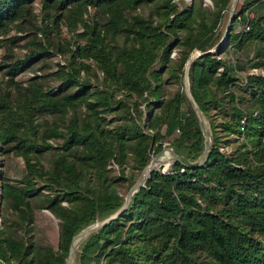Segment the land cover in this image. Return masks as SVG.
<instances>
[{"label": "trees", "instance_id": "trees-1", "mask_svg": "<svg viewBox=\"0 0 264 264\" xmlns=\"http://www.w3.org/2000/svg\"><path fill=\"white\" fill-rule=\"evenodd\" d=\"M34 1L0 0V49L31 31ZM38 1L37 30L81 26L84 44L69 48L68 67L51 73L57 86L45 75L16 78L49 55L34 36L28 55L4 63L0 152L20 155L24 172L17 181L0 177L1 200L16 217L0 226V264H64L72 236L120 208V187L133 184L164 140L179 159L169 171L153 170L128 207L78 244L75 264H264V0H242L227 43L191 59L194 105L182 89L186 61L218 42L231 0L207 8L195 0L181 7L174 0ZM143 5L149 13L136 10ZM90 7L105 21L92 20ZM245 50L263 73L240 75L233 52ZM91 63L100 77L89 73ZM162 68L178 83L166 97ZM44 113L59 118L39 121ZM200 115L209 125L207 150ZM47 152L49 167L40 160ZM34 208L58 218L56 247L14 230L28 233Z\"/></svg>", "mask_w": 264, "mask_h": 264}, {"label": "rangeland", "instance_id": "rangeland-1", "mask_svg": "<svg viewBox=\"0 0 264 264\" xmlns=\"http://www.w3.org/2000/svg\"><path fill=\"white\" fill-rule=\"evenodd\" d=\"M174 1H176L178 6L181 7L185 5H191L194 0H174ZM195 1H201L202 5L205 6L206 8L212 6L211 0H195ZM231 3H233V11L238 10L241 6L242 0L230 1L228 10L223 14L220 20V24L218 27L220 38L216 44L220 42L223 45H225L227 43V35L225 37H223V35L226 32V27L230 19V16H232L233 14V11L232 12L230 11ZM40 8H41V2L35 0L33 3V10L35 13L34 24H33L34 26L32 27L31 31L29 29H26L22 33L23 38L13 43L10 49L6 48V46L0 49V85L2 87L5 86L4 80L6 79V75L4 74V66H5L4 63L15 60L16 58H24L26 55H28L30 49L33 48V45L30 44V40L33 36L37 40L45 41L48 44L49 55L40 57L38 60L28 65L25 69H23L22 71H20V73L16 75V78L18 80H22L24 82H26V80L36 75L38 76L45 75L47 77V81L49 85L57 86V84H59V79L55 78L54 75H52L51 73L57 72L61 66L68 67V63L69 61H71V57H70L71 51H69V48H74L75 44L78 43L84 44V39L78 38L76 35L77 32H80L82 30L81 26H78L76 30L69 31L66 25L61 23L60 28L51 27L50 25L45 34H43L41 30H37V26H39L40 21L44 19V12L40 11ZM136 10L142 14L149 13V7L147 5L139 6L136 8ZM252 14H253V10L249 9V15ZM89 16L92 20L94 19L98 21L99 24L105 21V18L103 17L102 13L100 11H96L94 7L89 8ZM46 20L44 21L46 22ZM238 26L239 24L236 25L237 29L239 28ZM35 28L36 31L33 32ZM10 34H20V32H15L14 29H12L10 31ZM177 52H178V47H173L170 53L172 59H174L178 55ZM8 53H11V56H8L7 55ZM233 56L235 58H238V61H240L242 64L243 68L239 72L241 73L240 75L243 76L246 72H250L254 70L255 67H250L252 65V61H249V59L252 57L251 50L249 51L245 50L236 53L233 52ZM76 60H81V59L76 57ZM83 60L85 62H91V59H83ZM91 66H92V70H90L89 73L93 75V73L96 72L100 77L101 72L99 71V69L93 63H91ZM256 69L257 72L263 71L262 69H258L257 67ZM162 70L161 71L164 78L162 82L163 84L162 97H166L176 90L178 83L176 82V80H174L173 78L171 79V77H169L168 72L167 70H165V68L164 69L162 68ZM187 72H188V68H187ZM81 74L82 75L85 74L84 71H81ZM91 79L94 80V77H91ZM187 79H188V75H187ZM185 81L186 78H185V68H184L182 89L184 93L188 96L186 87L189 89V82L188 85L186 86ZM144 104L145 103L141 104L142 109H144ZM108 117H110V115H108ZM57 118H59V114L56 115V114L44 113L40 116L38 120L42 121L43 119H45L50 122ZM199 118L201 119L204 131L206 132L205 136L208 142L210 143V138L209 136H207V131L209 130L208 121L203 115H200ZM49 141L52 144H56V142H60L61 139L50 138ZM168 144H169L168 140H164L163 148L159 152L151 154L148 164L151 163L154 158H158L163 150L167 149L172 151V148ZM226 148L228 149L230 148V146L229 147L227 146ZM50 158H51L50 152H47L42 156H40L41 162L44 163L46 167L50 166ZM169 165H170V157L168 156V154H166L163 157L161 163L156 164V169H160L162 172L169 171L171 168ZM114 167L116 166L114 165ZM142 170L139 172L133 184L128 189H125V187H120V191L124 195V199L128 194L130 188L139 180ZM125 171L126 174H128L131 171L129 166L126 167ZM23 172H24V160L20 155H17L13 152H6V151L0 152L1 178L6 177L8 179L17 181L22 177ZM116 172L117 170L113 171L112 174H116ZM135 172L136 171H133V173ZM63 203L66 204L65 202ZM33 216H34V222L32 223L31 228L26 235H23V230H21L20 228L17 229L14 228V230L21 236H27V235L30 236L36 243L50 244L53 247H56L58 243V234H59L58 218L47 208H34ZM15 218H16L15 213H13L9 208L5 207L4 203L1 200V193H0V226L4 223L10 224L13 220H15Z\"/></svg>", "mask_w": 264, "mask_h": 264}, {"label": "water", "instance_id": "water-1", "mask_svg": "<svg viewBox=\"0 0 264 264\" xmlns=\"http://www.w3.org/2000/svg\"><path fill=\"white\" fill-rule=\"evenodd\" d=\"M230 11L231 12L233 11V3H231ZM231 22H232V16H230V19H229L228 24H227V27H226V32L224 33L223 37L226 36L227 31L229 29V26H230V23ZM218 44L214 45L212 48H210L207 51L201 52L199 50H195V52L193 54H191V56L186 61V66H185V78H186L185 84H186V86L188 85L187 68L189 66V62L191 61V59L195 58L198 55H201L202 53H207V52L214 51V49L217 47ZM186 91L188 93V97L190 98V100L192 101V103L194 105V102H193V100L191 98V95H190V91H189V89L187 87H186ZM200 125H201V129H202L203 135L205 137V140L207 142V146H206V150H207L208 149V146H209V142H208V140H207V138L205 136L206 135V132L204 131V128H203L201 119H200ZM165 153L168 154V156L170 157V165H169L170 167H172L173 161L179 159L178 158V155L173 150L170 151V150H167L166 149V150H163L161 152V154H160V156L158 158H154L151 163H149L147 166H144L139 180L130 188V190H129L128 194L126 195V197H125L122 205L120 206V208H118L114 213L110 214L106 218H104L102 220H97V221L91 223L90 225L82 228L76 234H74L72 236V239H71V242H70V246H69V252H68V255H67L66 259H65V263L64 264H66V262H67V264H75V257H76L75 252H76V250L78 248V244L84 238H86L91 232L97 230L99 227H101L102 225H104L105 223H107L110 219L115 218L123 209H125L126 207H128L130 205V203H131V201H132L135 193L138 191V189L141 186H144L147 177L149 176V174L153 170L156 169V164L159 163V159ZM205 157H206V153L204 154L203 160L205 159Z\"/></svg>", "mask_w": 264, "mask_h": 264}, {"label": "built area", "instance_id": "built-area-1", "mask_svg": "<svg viewBox=\"0 0 264 264\" xmlns=\"http://www.w3.org/2000/svg\"><path fill=\"white\" fill-rule=\"evenodd\" d=\"M248 28H249V26H248V24L246 23V24L244 25L243 29H244V30H247ZM251 72H257V69L254 68V70H252ZM260 72L263 73V71H260Z\"/></svg>", "mask_w": 264, "mask_h": 264}, {"label": "bare ground", "instance_id": "bare-ground-1", "mask_svg": "<svg viewBox=\"0 0 264 264\" xmlns=\"http://www.w3.org/2000/svg\"><path fill=\"white\" fill-rule=\"evenodd\" d=\"M166 155V153L165 154H163V156L159 159V163H161V161H162V159H163V157Z\"/></svg>", "mask_w": 264, "mask_h": 264}]
</instances>
